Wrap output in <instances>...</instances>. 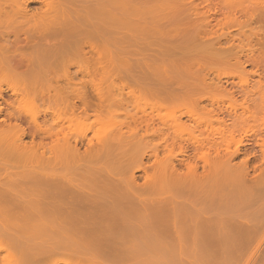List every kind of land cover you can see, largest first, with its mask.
<instances>
[{"label":"rangeland","instance_id":"rangeland-1","mask_svg":"<svg viewBox=\"0 0 264 264\" xmlns=\"http://www.w3.org/2000/svg\"><path fill=\"white\" fill-rule=\"evenodd\" d=\"M4 1L0 6L4 7L2 19L8 14V19L0 21L4 32L21 27L17 19L24 16L26 8L28 16L42 12L31 16L29 25L34 29L59 14L54 6L40 9L36 0ZM225 1L250 4L263 15L243 25L225 27L229 36L213 41L196 32L176 30L166 14L184 5L163 0L149 2L147 18H133L121 37L94 39L113 40L114 68L124 72L126 80L146 70L148 76L140 82L152 83L156 79L154 72L166 71L192 87L198 86L200 79V86H209L206 91L216 99L223 94L217 90L221 80H228L224 84L232 88V57L246 53L247 37L255 34L264 39V0ZM93 13L90 8L88 14ZM24 24L28 27L27 22ZM35 37L38 43L25 49V53L35 56V62L69 70L76 83L87 78L82 73L87 61L78 54L71 37ZM5 38L14 39L12 35ZM195 56L204 63L192 61ZM138 58L140 67L134 63ZM170 58H179L180 63L173 67L164 60ZM55 60L59 62L54 64ZM252 69L256 68L246 64V70ZM116 74L98 76L96 86L112 97L108 99L107 113L66 125V136L72 143L87 135L93 144L90 152L82 147L80 160L72 162V167L60 164L46 172L14 177V170L23 169L22 163L6 149L8 141L0 142V264H264V154L258 160L252 159L248 169L242 164V155L235 160L232 174L243 176L250 171L246 176L250 186L202 202L167 182L160 174V163L149 166L147 172L137 171L140 158L137 160L116 144L124 120V109L115 104L119 98L115 88L121 85ZM234 80L237 86L233 87L238 88L239 80ZM6 87V79L0 78V88ZM126 93L124 98L131 112L149 109L160 100L138 91ZM261 95L256 92L252 97L259 102L264 97ZM237 98L241 100L243 96ZM43 107H35L27 100L18 104L20 111L31 116L38 115ZM163 111V118L169 122L178 114ZM104 144L106 150L99 157L92 156ZM176 150L170 151L177 156ZM170 151L161 153L159 160L168 163L173 158ZM57 153L56 149L48 150L46 157L53 160ZM132 170L139 176L136 185L128 180Z\"/></svg>","mask_w":264,"mask_h":264},{"label":"bare ground","instance_id":"bare-ground-1","mask_svg":"<svg viewBox=\"0 0 264 264\" xmlns=\"http://www.w3.org/2000/svg\"><path fill=\"white\" fill-rule=\"evenodd\" d=\"M36 1L40 2V9L54 6L59 14L34 29L29 25L31 16H40L42 12L28 16L26 8L24 16L17 19L22 23L20 28L6 32L0 30V78H5L8 84V87L0 88V142L8 141L6 149L11 151L14 160L22 163L23 169L14 170V177L46 172L60 164L69 168L72 162L80 160L82 147L86 152L92 151L89 149L93 147L92 140L87 135L72 143L65 128L75 121L99 118L109 109L108 99L112 97L96 85L99 75L116 74V51L111 43L113 40L98 42L94 37H121L133 18H147L149 2L156 4L163 0ZM174 1L184 5L182 9H169L166 14L167 20L176 25L175 29L196 32L213 41L229 36L225 27L243 25L263 15L257 8L243 2L234 5L225 0ZM4 3L0 0V6ZM3 8L0 7V21L8 19V14L3 19L1 17ZM90 8L94 9L93 15L88 14ZM37 34L71 37L78 54L87 61L82 71L87 78L76 83L69 70L45 67L44 61L35 62V56L25 53V49L38 43ZM11 35L13 40L5 38ZM245 44L246 53L232 57L235 62L229 76L233 79V86L236 85L234 78L239 80V87L228 88L224 84L228 80L224 83L221 80L217 90L223 94L216 99L206 91L209 86H200V79L199 85L192 87L165 71L154 72V82L142 83L141 79L148 76L146 70L128 80L124 72H117L121 85L115 88L119 97L115 104L124 109V120L116 144L131 152L137 160L140 158V165L135 167L137 171L147 172L149 166L160 163V174L167 182L187 191L188 197L200 199V202L208 197L228 195L235 188L242 190L250 186L249 179H246L250 171L243 176H234L232 172L240 155L243 156L242 164L248 169L252 159L258 160L264 154V39L252 34ZM243 55L245 60L241 59ZM140 60L138 58L134 63L139 66L142 64ZM164 60L173 67L180 63L179 58ZM192 61L199 65L204 63L200 56L193 57ZM57 62L55 60L54 64ZM248 63L256 69L246 70ZM135 91L160 100L149 109L131 112L124 94ZM256 92L263 97L259 102L252 97ZM237 95L243 98L239 100ZM25 100L35 107H44L38 115L31 116L18 109V104ZM109 105L111 108L112 104ZM163 110H168L166 114H178L169 122L163 118ZM178 130H182V134ZM104 148L105 144L92 156L99 157L106 150ZM51 149L58 152L53 160L46 157V152ZM170 150H176L178 155ZM167 151L172 152L173 158L163 163L159 156ZM261 162L262 159L253 169L256 170ZM183 169L187 170L186 173H181ZM138 177L136 170H132L128 180L136 185Z\"/></svg>","mask_w":264,"mask_h":264}]
</instances>
